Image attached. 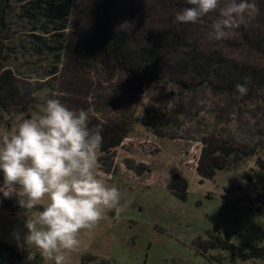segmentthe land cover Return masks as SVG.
Returning a JSON list of instances; mask_svg holds the SVG:
<instances>
[{"label": "rangeland", "instance_id": "rangeland-1", "mask_svg": "<svg viewBox=\"0 0 264 264\" xmlns=\"http://www.w3.org/2000/svg\"><path fill=\"white\" fill-rule=\"evenodd\" d=\"M18 2L12 0L9 31L0 30V56L6 54L8 66L19 71L21 85L43 86L33 94L27 114L31 116L47 99L57 98L105 123L133 120L132 132L124 141L129 152L116 149L113 173L98 169L119 189L123 210L106 212L90 235L80 237L79 248L65 252V264H264V258L250 256L253 249L264 248V206L256 201L257 195L264 194V170L257 165V160L264 163L263 105L247 102L237 107L214 90H184L163 82L160 71L148 70L136 78L111 65L84 69L66 55L57 75L43 79L50 68L43 56L30 49V33L18 18L22 4ZM75 2L80 11H75L67 33L78 41L101 38L105 26L117 31L134 23V4L126 0ZM257 3L259 15L244 25L261 32L254 37V45H245L236 35L208 42L205 33L201 35L207 30L200 27L208 28L207 17L187 26L203 47L222 46L233 60L264 66V44L260 49L264 0ZM90 10L106 18L108 25L94 23L87 14ZM23 68H27L25 74L20 73ZM11 114L3 115L0 132L17 123ZM143 121L154 127L144 126ZM208 135L245 143L256 150L255 155L241 157L236 152L226 169L213 178H202L187 164L197 157L200 141ZM176 175L188 183L185 199L170 189ZM19 211L0 207V242L22 254L16 260L0 251V263L47 264L38 253L17 247L13 230L22 228ZM29 255L35 258L29 261Z\"/></svg>", "mask_w": 264, "mask_h": 264}, {"label": "trees", "instance_id": "trees-1", "mask_svg": "<svg viewBox=\"0 0 264 264\" xmlns=\"http://www.w3.org/2000/svg\"><path fill=\"white\" fill-rule=\"evenodd\" d=\"M134 4V23L122 30H112L106 18L97 17L93 10L87 12L94 23L103 24L106 32L101 38H93L86 42L71 37L67 30L77 7L75 0H19L18 18L29 31L30 49L35 54L43 56L50 70L47 77H55L61 64L62 56L66 55L81 68L95 65L113 66L127 75L141 78L147 71L162 72L163 82H172L184 90L210 89L229 97L234 105L256 102L264 109V66H257L230 58L224 47L206 48L196 40V33L187 24L174 23L175 14L188 6L186 0H126ZM12 0H0V30L9 31V21ZM157 15L161 17H152ZM215 14H210L207 23L210 25ZM101 22V23H100ZM208 29L206 26H200ZM264 32V30H263ZM205 31H202L203 35ZM261 32H256L244 25L237 30V38L250 46L257 43ZM252 35V36H251ZM261 40V47H263ZM1 48V46H0ZM227 49V48H226ZM264 51L263 49L261 50ZM8 56H0V125L4 114L18 118L27 114L31 98L39 87H27L20 84L18 70L8 66ZM26 73L27 68H23ZM248 81L246 95L237 98L235 86ZM256 108H258L256 106ZM262 113L263 110H260ZM133 120L130 118L119 122H102L89 117V126L101 129L103 142L98 158L99 169L113 173L116 149L124 148L125 139L132 132ZM146 127H154L148 121H143ZM160 138H162L160 136ZM201 148L197 157L193 156L188 166L202 178H213L217 172L226 169L233 161L234 153L241 157H252L256 150L240 141L227 139L218 135H208L200 141ZM129 152V151H128ZM195 158V159H194ZM258 168L264 170V163L257 160ZM2 180V175H0ZM188 183L180 175H176L170 185L171 191L179 198L185 199ZM256 201L264 206V194L256 196ZM2 209L20 210L15 200H4ZM0 251H6L12 259L20 260L21 251L13 246L0 242ZM252 258H264L263 249H253Z\"/></svg>", "mask_w": 264, "mask_h": 264}, {"label": "clouds", "instance_id": "clouds-1", "mask_svg": "<svg viewBox=\"0 0 264 264\" xmlns=\"http://www.w3.org/2000/svg\"><path fill=\"white\" fill-rule=\"evenodd\" d=\"M174 23H201L215 14L204 36L210 43L237 34L260 13L257 0H186ZM127 24V22H125ZM248 81L238 83L237 98ZM89 115L49 98L10 129L0 132V206L15 200L22 228L13 230L17 247L38 253L47 264H65V252L83 244L106 212L123 210L121 193L98 171L101 129L89 126ZM35 257L29 255V261Z\"/></svg>", "mask_w": 264, "mask_h": 264}, {"label": "built area", "instance_id": "built-area-1", "mask_svg": "<svg viewBox=\"0 0 264 264\" xmlns=\"http://www.w3.org/2000/svg\"><path fill=\"white\" fill-rule=\"evenodd\" d=\"M1 264V263H0Z\"/></svg>", "mask_w": 264, "mask_h": 264}]
</instances>
